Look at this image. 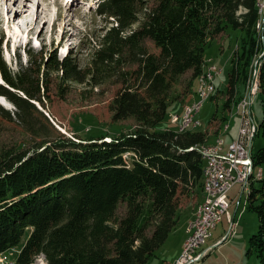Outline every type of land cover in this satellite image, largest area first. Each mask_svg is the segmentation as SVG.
Listing matches in <instances>:
<instances>
[{
    "label": "trees",
    "instance_id": "obj_1",
    "mask_svg": "<svg viewBox=\"0 0 264 264\" xmlns=\"http://www.w3.org/2000/svg\"><path fill=\"white\" fill-rule=\"evenodd\" d=\"M95 13L114 23L84 70L72 55L53 54L30 58L11 73L0 55V97L15 108L10 115L0 107V117L16 121L35 141L0 147V253L19 248L14 264H33L38 256L45 264H148L178 224L179 198L202 192L205 162L197 147L209 143L197 129L157 128L170 104H183L173 94L176 81L185 79L192 94L206 47L227 28L242 36L218 95L226 96L224 111L235 106L238 85L260 55L255 135L264 140V15L256 0H98ZM52 73L61 91L70 82L120 85L109 105L111 120L131 121L133 131L109 143L49 135L34 103L43 104ZM220 129L215 132H225ZM252 165L262 175L245 193L246 210L257 218L247 256L264 264V146L252 153Z\"/></svg>",
    "mask_w": 264,
    "mask_h": 264
},
{
    "label": "rangeland",
    "instance_id": "obj_2",
    "mask_svg": "<svg viewBox=\"0 0 264 264\" xmlns=\"http://www.w3.org/2000/svg\"><path fill=\"white\" fill-rule=\"evenodd\" d=\"M97 1L13 0L11 2L10 0H0V55L10 72L16 73L21 68H25L29 64L30 58L33 62H39V56L46 58L48 55L55 54L58 59H62L68 53L72 55L82 70L88 68L93 47L98 45V41L105 30L114 23L109 24L108 21H104V18L96 16L93 10L87 13L89 5L94 8L97 7ZM84 3L86 4L85 9L71 18L72 12L80 6L72 9L71 7ZM9 6L10 10L7 11ZM65 11L69 13L65 14ZM241 36L240 31L227 28L224 34L210 41L205 49L206 65L204 68L215 66L217 69H222V74L215 78L213 96L220 97L218 92H224L227 86L231 57L237 51ZM184 80L181 78L176 81L173 86V94L184 98L185 101L183 104L174 102L168 106L167 115L157 128L159 132L178 130L179 122L173 121V115L180 117L183 114L184 105H189L195 101L199 102V98L194 95L197 89V81L194 80L191 87L194 97H190L191 94L186 91ZM48 82V90L41 92L43 104L35 102L34 105L45 118L46 121L44 119L41 121L40 118L41 123L39 124L44 126L49 135L60 134L72 140H78V138L91 139V137H95L94 139H114L133 131L131 121L113 123L111 120L109 105L120 85L106 81L101 85L91 87L87 83L70 82L64 84L61 91L55 73L48 76ZM238 90V96L243 97L246 87L238 85ZM225 97L222 94L218 100L207 99L201 104L197 112L196 120L200 126L196 129L207 134L209 143H214L215 133H217L215 131L218 126L221 129L226 126L229 128L228 131L221 133V138L226 137L229 140L230 135L235 136L238 132L239 113H237V104L228 111H224ZM2 98L4 103L0 104V107L11 115L15 111L13 104L5 97ZM250 112L257 129L261 120L258 93L252 98ZM21 143L27 147H32L35 141L24 133L16 121L11 123L0 117V147H9ZM263 146L262 137L255 135L251 146L252 153ZM259 172L261 171L259 170ZM252 173H254L253 168ZM245 192L239 201L235 198L239 196L240 184L234 185L228 193L229 212L237 223L235 234L229 237L224 244L211 248L204 260L197 264H259L254 254L247 256L249 238L257 230V218L253 212L246 210ZM199 202L200 198L195 193L179 198L178 224L148 264L173 263L179 258L182 245L188 235L187 228L193 221V214ZM228 230L229 224L223 216L222 222L211 231V238L201 249L210 246L215 241L223 240L222 236H226ZM17 256L16 251L8 255L12 262H15ZM33 264H45V261L42 256H38L33 260Z\"/></svg>",
    "mask_w": 264,
    "mask_h": 264
},
{
    "label": "built area",
    "instance_id": "obj_3",
    "mask_svg": "<svg viewBox=\"0 0 264 264\" xmlns=\"http://www.w3.org/2000/svg\"><path fill=\"white\" fill-rule=\"evenodd\" d=\"M261 7H264V0H261ZM259 58L260 55L258 56ZM257 66L253 72L252 91L247 99H243L247 100V107H239V128L237 134L228 143L225 142L224 137L220 139L219 144L215 146L213 154L202 152V155H208L206 170L209 175L207 187L208 202L203 204L205 214H200L198 218H193L192 225H195V234H190L187 241L182 245L180 260L176 264H197L204 260L212 247L204 249H201V247L211 238V231L222 222L223 216H225L229 224L227 235L222 236L223 240H226L230 233L233 234L232 227L237 223H235L234 217L229 212L228 193L234 185L240 184L239 196L235 198L239 201L241 196H244V191L249 190L251 180L261 178L262 172H250L249 157V149L254 140L253 118L250 106L252 98L255 96ZM215 75L217 74L215 73ZM200 91L201 89L199 94ZM196 107H194V111ZM180 126L182 127V125ZM221 149H228V156H221Z\"/></svg>",
    "mask_w": 264,
    "mask_h": 264
},
{
    "label": "bare ground",
    "instance_id": "obj_4",
    "mask_svg": "<svg viewBox=\"0 0 264 264\" xmlns=\"http://www.w3.org/2000/svg\"><path fill=\"white\" fill-rule=\"evenodd\" d=\"M10 1L12 2L13 0H10ZM256 5H257L259 13L263 14L264 11L262 12V9L264 7H261V0H256ZM8 10H10V6L7 7V11ZM254 66H255V64H251V66H250V75H249L248 80L244 84V86L246 87L245 95L242 98H240L241 100L236 105L237 113L239 112V107H247V100H243V99H247L250 92L252 91L253 72L255 71ZM203 71L204 72L197 79L198 84H197V90L195 92V95L197 96V98H199L198 99L199 102L195 101V102H192V104L190 103L189 105H186L183 109V114L180 117L177 115H174L172 117L174 122H179L178 132H182V131H185L188 129H196L200 126L199 122L196 120L197 112L199 111V107L201 106V104L204 103L207 99H209V97H211V95L214 94V92H215L214 81H215V78L221 74L222 69L221 70L217 69L215 66H207L205 68V70H203ZM215 73L217 75H215ZM200 89H201V91L199 94ZM257 91H258V74L256 71L255 95L257 94ZM3 103H4V100L2 97H0V104H3ZM194 107H196L195 111H194ZM186 118H187V120H186ZM180 125H182V127ZM227 130H229L228 126L225 127V131H227ZM255 131H256V128H255L254 123H253V135H254V137L256 134ZM220 139H222V138L219 135V137H217L214 140V143H212V144L208 143L207 145H201V146L197 147V150L200 152L201 155H202V152H205L206 154H213L214 150H215V146H216V144H219ZM251 146H252V144H251ZM251 148L252 147H250V149H249V157H250V172L252 173L253 167H252V158H251L252 157ZM221 156H228V149H221ZM202 158L204 159V162H205V165L203 166V170H202V181H203L202 194H203V196H202V201H200V203L197 205V209L195 211L194 218H198L200 216V214H205V207H203V204L205 202H208L207 187L209 184V175L207 174V171H206L207 170V164H208V155H202ZM247 191L248 190H246V192L245 191L244 192L247 193ZM187 234L188 235H187L186 239L184 240V242L187 241L190 234H195V225H192V222L189 224V226L187 228ZM180 256H181V254H180ZM180 256L173 263L164 262L162 264H176V262H178L180 260Z\"/></svg>",
    "mask_w": 264,
    "mask_h": 264
},
{
    "label": "crops",
    "instance_id": "obj_5",
    "mask_svg": "<svg viewBox=\"0 0 264 264\" xmlns=\"http://www.w3.org/2000/svg\"><path fill=\"white\" fill-rule=\"evenodd\" d=\"M189 99H191V98H189ZM189 99L187 100V102L189 101ZM220 134H221V132L218 131L217 133H215V137H214V138H216V137L219 136ZM233 137H234L233 135H230V136H229V140L225 137V142L228 143V142L230 141V139H232ZM213 140H214V139H213ZM208 142H209V141H208ZM196 195H197L198 198H200V201H201V199H202V192H201V191H200V192H197ZM199 203H200V202H199ZM194 214H195V212H194ZM194 214H193V217H194ZM214 243H215L216 245H215ZM224 243H225V242L222 243L221 240H218V241L213 242V243H212L210 246H208V247H212V248H214V247H216V246L218 247V246H220V245H222V244H224ZM202 261H203V260H202Z\"/></svg>",
    "mask_w": 264,
    "mask_h": 264
}]
</instances>
